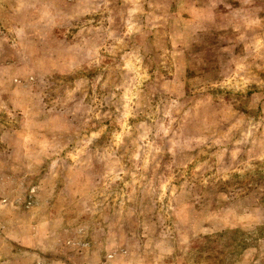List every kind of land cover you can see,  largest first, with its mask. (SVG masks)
I'll return each instance as SVG.
<instances>
[{"label":"rangeland","instance_id":"obj_1","mask_svg":"<svg viewBox=\"0 0 264 264\" xmlns=\"http://www.w3.org/2000/svg\"><path fill=\"white\" fill-rule=\"evenodd\" d=\"M0 264H264V0H0Z\"/></svg>","mask_w":264,"mask_h":264}]
</instances>
